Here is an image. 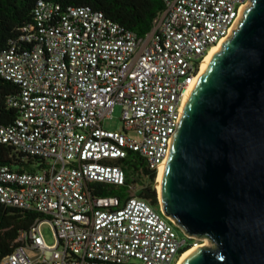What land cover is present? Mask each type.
<instances>
[{
    "label": "built area",
    "instance_id": "2783aa9c",
    "mask_svg": "<svg viewBox=\"0 0 264 264\" xmlns=\"http://www.w3.org/2000/svg\"><path fill=\"white\" fill-rule=\"evenodd\" d=\"M163 1L139 36L87 7L39 0L34 22L0 53V76L19 86L8 99L19 116L0 126V143L39 168L0 165V204L41 216L0 264H177L202 245L138 197L115 162L134 152L158 175L204 60L248 0ZM117 105L122 128L105 129ZM95 183L125 195H99Z\"/></svg>",
    "mask_w": 264,
    "mask_h": 264
},
{
    "label": "water",
    "instance_id": "95a60500",
    "mask_svg": "<svg viewBox=\"0 0 264 264\" xmlns=\"http://www.w3.org/2000/svg\"><path fill=\"white\" fill-rule=\"evenodd\" d=\"M159 198L186 236L181 264H264V0H248L195 81Z\"/></svg>",
    "mask_w": 264,
    "mask_h": 264
},
{
    "label": "trees",
    "instance_id": "16d2710c",
    "mask_svg": "<svg viewBox=\"0 0 264 264\" xmlns=\"http://www.w3.org/2000/svg\"><path fill=\"white\" fill-rule=\"evenodd\" d=\"M39 0H0V53L16 43L21 29L34 22V8ZM58 4L62 12L69 7H87L100 12L105 17L119 23L124 28L144 36L153 26V20L164 9L163 0H44ZM19 86L0 76V126L13 124L19 112L8 104ZM115 164L126 172L127 182L140 187L138 197L147 200L153 207H159L157 194L152 188L157 173L134 152ZM0 165L23 172H36L35 158L18 153L10 144L0 143ZM147 183V184H146ZM96 193L103 196H124L125 187H115L102 183L92 185ZM38 214L16 207L0 204V263L16 247L21 232L27 231L40 218ZM185 247L182 251L188 250Z\"/></svg>",
    "mask_w": 264,
    "mask_h": 264
},
{
    "label": "rangeland",
    "instance_id": "374dc122",
    "mask_svg": "<svg viewBox=\"0 0 264 264\" xmlns=\"http://www.w3.org/2000/svg\"><path fill=\"white\" fill-rule=\"evenodd\" d=\"M112 117L111 118H107L104 120L103 122V125L105 127V129H108V130H113V131H117V130H120L122 128V107L117 105L115 108H114V111L113 113L111 114ZM156 181H157V177H156V180L155 182L152 184V188L153 190H155L156 194H157V199H158V203H159V192L156 188ZM147 184V183H146ZM140 189L139 186H136V189H135V193L136 195L138 196V190ZM159 206H160V203H159ZM158 212H161V209L159 207H154ZM165 219L168 221V222H171L174 227H175V230L177 232V234L181 237V238H184L185 237V234L178 228L176 227V225L169 219L167 218L165 215H164ZM42 232H43V236H44V239L46 241V243L49 245V246H53V245H56L57 244V238H56V235L54 233V230L51 226V224L49 223H44L42 225ZM206 245V246H213V244L208 241L206 243V240H201V244Z\"/></svg>",
    "mask_w": 264,
    "mask_h": 264
},
{
    "label": "bare ground",
    "instance_id": "6f19581e",
    "mask_svg": "<svg viewBox=\"0 0 264 264\" xmlns=\"http://www.w3.org/2000/svg\"><path fill=\"white\" fill-rule=\"evenodd\" d=\"M221 43V42H220ZM220 43L216 46H214L211 51L209 52V54L207 55L206 59L203 62L202 68H201V72L200 74L203 72V70L205 69L207 60L209 59V57L216 51V49L219 47ZM200 76V75H199ZM187 99V98H186ZM166 163H167V159L165 160V162L163 163V165L160 167L159 173L157 175V181H156V188L159 192V198H161V193H162V182H163V176H164V172H165V167H166ZM206 240V239H205ZM208 242V240H206V243ZM204 245V243L202 244ZM202 245H198L196 247H192L189 250H187L179 259V261L177 262V264H181L182 260L184 259V257L186 255H188L190 252H192L194 249L202 246Z\"/></svg>",
    "mask_w": 264,
    "mask_h": 264
}]
</instances>
